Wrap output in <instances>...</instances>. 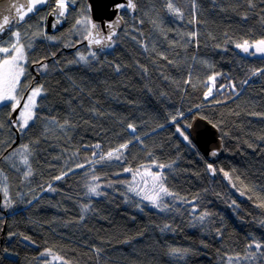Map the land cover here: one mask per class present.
I'll return each mask as SVG.
<instances>
[{"label": "trees", "instance_id": "obj_1", "mask_svg": "<svg viewBox=\"0 0 264 264\" xmlns=\"http://www.w3.org/2000/svg\"><path fill=\"white\" fill-rule=\"evenodd\" d=\"M135 5L104 50L74 34L29 38L21 83L44 94L16 146L10 113L0 125V264H53L49 254L66 264H264V57L236 47L264 39V0ZM210 76L217 97L207 99ZM195 115L218 126L225 153L215 166L233 188L191 140ZM146 168L163 178L166 216L130 193Z\"/></svg>", "mask_w": 264, "mask_h": 264}, {"label": "rangeland", "instance_id": "obj_2", "mask_svg": "<svg viewBox=\"0 0 264 264\" xmlns=\"http://www.w3.org/2000/svg\"><path fill=\"white\" fill-rule=\"evenodd\" d=\"M55 1L58 2V0H44V2L41 4L32 5V0H30V4H31L30 6L33 7V11L29 13V12H27V10H25L23 13H25L24 18L27 17V20L29 21L28 25L31 26V28L23 27L21 30H15L12 33V35H10L7 39H5L4 41H2L0 43V48H8V50H9L8 52H0V90H4L7 92V90L11 89L10 72L12 70L18 71L19 68H23V73H24V68L26 67L25 62L27 64V61H28L27 52L29 50L26 48V46H27V44L29 46L32 45L31 40L29 39V38H31V36H33V38L41 37V39H44L43 42H49V41L54 42V40H56V39L57 40H63L64 38H67L69 35H73V34H74V36L77 35V36L83 38L88 33L89 20H90L88 11H82L81 13H78L75 10V6H76L75 0H64V2L66 4V8L64 9V15H65V17H68V15L70 17V15L72 13H76V17H75L76 19H75L74 23L70 26H68V24H66L65 26L66 27L68 26V27L67 28L64 27L65 28V29H63L64 34H62V35L56 36L55 33H47L46 32V27H47L46 26V19H47V15L49 13L48 7L51 5V3L55 2ZM41 8L45 9V11L42 15L39 12V9H41ZM35 16H37L38 18L37 19L33 18ZM57 16H58V18H60L59 15H57ZM40 18H41V20L39 22ZM77 21H83V22L80 24H77ZM17 32L19 33L18 40H17V37L15 36V33H17ZM47 34L50 36H53V37L51 39L44 37ZM13 45H15L17 47L23 46V57L24 58L22 60L17 61L16 65H4L5 60L11 61L12 57L17 55V53L14 51ZM260 55L264 57V55H262V54H260ZM17 65H18V67H17ZM22 77H23V74H21L19 76V79L17 80L16 85H15V88L11 89V96H14L15 98H17L19 100H20V98H21V100L24 98L25 99L24 105H25V103L28 100V96L31 94L32 89H34L36 87H41L42 85L36 84L32 89H30L27 92L26 88H28V86L26 84H24L25 81H24V83H21ZM215 80H216V77H215ZM215 80L214 81L208 80L205 83L206 85H208V88L209 87L212 88V95L209 97H206L207 99L212 98V97H217L216 96L217 93H215V90H216ZM19 84L22 87V91L25 93L22 97L21 96L16 97V95H15V93H16L15 89ZM20 86H18V87H20ZM43 91H44V89H43ZM43 91H42L41 95H39L36 98V103H37L38 99L44 94ZM217 100H221V99L217 98ZM4 102L7 104V106H11L13 104H16L15 100H12V99H6ZM4 102H0V103H4ZM24 105H23V108L21 111L25 112V118H26L28 115V112H27V110H25ZM201 106H203V105H201ZM204 106H207V104ZM35 108H36V106H35ZM35 108L32 109V113H33L34 117H35ZM193 111L194 110H192L191 112H193ZM20 114H21V112L19 113V123H18L19 128L18 129H19V132H21L20 141H22V139H21L22 135L25 133V131H27V128L33 119L29 120L27 126L22 129L20 127V125L23 123V120H22ZM129 130L131 132H134L132 129H129ZM24 144H26L25 141L23 142L22 146ZM22 150H20V151L17 150L16 153L18 154V153L22 152ZM99 159H101V158H99ZM150 166L156 167L157 164L153 163ZM139 173L143 174V175H139V176H141V178H138L135 175L136 177L133 181V184H134L133 187L134 188L130 187V193H134L135 191L138 192L137 196H138L139 202H137V204L155 208L157 210V212L161 215H164V214H165L164 216L168 215V210L171 212L172 207H171V209H169L170 206H169L168 202L166 201L165 195L163 194V192L160 191V187L156 183L157 181L154 180L153 177L151 178V177H147L144 175V174H148V175L151 174V175L155 176V172L152 170L150 171L148 168H146L143 172L139 171ZM162 194H163V196H162ZM146 197H157L156 204H153V202L149 199H146ZM157 205H159V206H157ZM170 205H172V204H170ZM172 249L173 248L170 247V250H172ZM178 254H179V251L175 252V253H173L171 251V253H170V255L175 256V258L177 257L179 259H183L182 257L178 256ZM49 255H50V258L47 260L48 262L51 261V263H53V264H66V262L63 259L59 258V256H57V255L54 256L51 254H49Z\"/></svg>", "mask_w": 264, "mask_h": 264}, {"label": "water", "instance_id": "obj_3", "mask_svg": "<svg viewBox=\"0 0 264 264\" xmlns=\"http://www.w3.org/2000/svg\"><path fill=\"white\" fill-rule=\"evenodd\" d=\"M124 3H126V0H86V7L90 16L89 28L92 23L98 26V29L92 30L93 37L96 36L97 31L106 37L111 31V29L108 28L109 24L113 25L116 35L122 31L125 25V18L123 15L124 9L117 10L115 5ZM133 3L135 5V0H133ZM20 5H24V7L20 9L21 12H24L27 10V7L31 5L30 0H0V25H4L5 17L9 20V24L4 25L5 30L0 31V42L6 39L20 23L21 20L19 19V15L17 13V8H19ZM127 10L136 13V5L135 8ZM57 15H59L58 2H56L54 8L47 15L46 29L48 33H57L65 27L66 21L63 17L57 18ZM115 36H113V40ZM113 40L110 42L111 44L113 43ZM81 43L86 47L97 51L108 48V46L103 44H93L90 46L88 43V33L83 37ZM24 100L25 99L23 98L19 104L16 105L15 109L13 107L11 108L8 118L13 130L16 133V140L12 146L17 145L20 141L18 115ZM188 132L193 142L205 156L209 165H211V168L208 166L211 176L216 177L219 175L233 188L234 185L232 183V178L228 174L225 175L226 171L222 169L216 170L215 167L225 153L223 139L218 126L204 116L195 115L190 121ZM213 152H215L216 155H212ZM1 200L2 194L0 192V201Z\"/></svg>", "mask_w": 264, "mask_h": 264}, {"label": "snow or ice", "instance_id": "obj_4", "mask_svg": "<svg viewBox=\"0 0 264 264\" xmlns=\"http://www.w3.org/2000/svg\"><path fill=\"white\" fill-rule=\"evenodd\" d=\"M43 2H44V0H32V5L41 4ZM249 2H251V0H249ZM23 7H24V5H20L19 8H17V13H18L19 19L21 21L24 20V15H25V13L20 11V9L23 8ZM58 7H59V15L63 16L64 15V9L66 8V4H65L64 0H58ZM115 8L117 10L133 9V8H135V5L133 3V0H126V3L117 4V5H115ZM168 8H169V10H171L173 12H179V9L174 8L171 3L168 4ZM32 11H33V7L32 6H28L27 7V12L30 13ZM82 22L83 21H77V24H80ZM8 24H9V20H8L7 17H5L4 18V25H8ZM4 25H0V31H4L5 30L4 29ZM108 28L111 29V31L109 32V34L106 37L101 35V33L99 31H97L96 32V36L93 37L92 30L93 29H98V26L96 24L92 23L91 27L88 30V43H89V45L91 46L93 44H95V45H102L103 44L105 46L111 47V43L110 42L113 40V36H115L116 33H115L114 28H113V25L109 24ZM15 36L17 37V40H18L19 33L18 32L15 33ZM236 47L239 48V49H242V51L244 53H249L250 49L254 48L255 51L252 53L253 55H255L257 53L264 55V39L258 40L252 45H250L248 43V41H245L243 44H237ZM13 48H14V51L17 53V55L13 56L11 61L5 60L4 61V65H16L17 61L22 60L24 58L23 57V46L17 47L15 45H13ZM8 51H9L8 48H0V52H8ZM91 55H92L93 59L96 58V53L95 52H92ZM87 59L88 58L85 55L79 54V60L80 61L87 62ZM17 67H18V65H17ZM40 67L42 69H45L47 67V65L46 64H40ZM260 71H264V70H257V72H260ZM21 74H23V68H19L18 71L12 70L10 72V75H11V89L15 88L16 82L19 79V76ZM253 74H257V73H253ZM217 75H219V74H217ZM209 80L214 81L215 77L214 76H210ZM11 89L7 90V92L4 91V90H0V102H4L6 99L15 100V97L11 96ZM42 91H43L42 86L41 87H36V88L32 89L31 94L28 96V100H27V102L24 105V108H25V110H27L28 115L25 118V112L24 111H21V114H20L21 118L23 120V123L20 125V127L22 129L27 126L29 120H32L34 118L33 113H32V109L35 108V106H36V98L39 95H41ZM204 95H205V97L211 96L212 95V88L209 87L208 90L204 93ZM17 104H19V101H16V104H13V108L14 109H15ZM172 119L175 120L176 117H173ZM128 128L132 129L133 131L135 130L134 129V125H132V124H129ZM177 131L180 132V134L182 136H184L185 140L189 139V137L187 135H184V133L180 129H177ZM126 146L127 145H121L122 148L126 147ZM23 147L25 149H27V145H24ZM97 147H99V145H97ZM109 155L111 156L112 153H109ZM212 155H216V153L213 152ZM24 162L27 163V156L24 157ZM160 167H163V165H160ZM209 167L211 168V165H209ZM26 175H31V172L29 171L28 173H26ZM225 175H227V173H225ZM56 179H61V177L58 176V177H56ZM94 179H95V177H94ZM154 180L161 181V183H160V191L164 192V193H167V189L163 187V183H162L163 178H162V176L156 175V176H154ZM97 187L98 186L90 187L89 191L91 193H95V194L99 195V193L97 192ZM5 197H7V191L6 190H5ZM146 199H149V200H151L153 202V204H156L157 197H146ZM157 206H159V205H157ZM85 207H87V206H85ZM204 215H207V214L206 213L202 214L201 219H203ZM25 239H28V238L25 237ZM249 247H252V246L250 245ZM254 247L257 250H259V249H261L262 245L257 243V244L254 245ZM171 251L173 253H175V252H178L180 250L179 249H172Z\"/></svg>", "mask_w": 264, "mask_h": 264}, {"label": "flooded vegetation", "instance_id": "obj_5", "mask_svg": "<svg viewBox=\"0 0 264 264\" xmlns=\"http://www.w3.org/2000/svg\"><path fill=\"white\" fill-rule=\"evenodd\" d=\"M54 4H56V1L55 2H53V4H51V6L49 7V10H51L53 7H54ZM53 5V6H52ZM37 10V9H36ZM35 10V11H36ZM34 11V12H35ZM44 11H45V9L44 8H41V9H39V12L41 13V15L44 13ZM60 18H64V20H66V22H68V17H65V15H63V16H59ZM57 18H58V16H57ZM59 32V31H58ZM23 78H25V75L23 74V77H22V79ZM22 79H21V81H22ZM18 86H20V84L18 85ZM16 87V89H15V95H16V97H19V96H23L25 93L22 91V87L20 86V87ZM30 89H32V87L30 88V87H28V88H26V91L28 92ZM16 101H21V98H20V100L19 99H17V98H15V102ZM23 105H24V103H23ZM23 105H22V107H21V109H20V112H21V110H22V108H23ZM13 107V105H11V106H9V111H7V104L4 102V103H0V124H1V122H3L4 120H5V116H6V113L8 112V114L10 113V111H11V108ZM19 112V113H20ZM8 118V117H7Z\"/></svg>", "mask_w": 264, "mask_h": 264}, {"label": "clouds", "instance_id": "obj_6", "mask_svg": "<svg viewBox=\"0 0 264 264\" xmlns=\"http://www.w3.org/2000/svg\"><path fill=\"white\" fill-rule=\"evenodd\" d=\"M65 21H66V20H65ZM21 22H22V21H20V23H21ZM20 23H19V24H20ZM19 24H18V26H19ZM18 26L13 30V32H14L15 30H17ZM13 32H12V33H13ZM12 33H11L10 35H12ZM10 35H9V36H10ZM9 36H8V37H9ZM8 37H7V38H8ZM7 38H6V39H7ZM4 40H5V39H4ZM4 40H3V41H4ZM1 42H2V41H1ZM1 42H0V43H1ZM25 64H26V62H25ZM37 76L39 77V75H37ZM35 85H36V84H35ZM35 85H34V82L32 81V82H30L27 86L30 87V88H31V87L33 88ZM9 115H10V114H9ZM193 117H194V116H193ZM193 117H192V118H193ZM8 118H9V117H8ZM192 118H191V119H192ZM8 121H9V120H8ZM9 123H10V121H9ZM18 123H19V115H18ZM10 124H11V123H10ZM0 125H1V124H0ZM11 126H12V125H11ZM18 128H19V126H18ZM12 129H13V128H12ZM14 132H15V131H14ZM134 132H135V130H134ZM20 137H21V132H20ZM15 140H16V133H15ZM14 142H15V141H13V143H14ZM19 142H20V141H19ZM13 143L11 144L10 148H11V147H14V146H12ZM15 146H16V145H15ZM198 149H199V148H198ZM201 153H202V152H201ZM202 154H203V153H202ZM203 156H204V155H203ZM204 157H205V156H204ZM205 159H206V158H205ZM206 161H207V160H206ZM207 162H208V161H207ZM218 176H219V175H218Z\"/></svg>", "mask_w": 264, "mask_h": 264}, {"label": "bare ground", "instance_id": "obj_7", "mask_svg": "<svg viewBox=\"0 0 264 264\" xmlns=\"http://www.w3.org/2000/svg\"><path fill=\"white\" fill-rule=\"evenodd\" d=\"M55 5H56V4H54V6H55ZM50 6H51V5H50ZM50 6H49V7H50ZM52 6H53V5H52ZM49 7H48V8H49ZM53 8H54V7H53ZM53 8H52V9H53ZM52 9H51V10H52ZM51 10H49V12H50ZM48 14H49V13H48ZM46 32H47V29H46ZM47 33H48V32H47Z\"/></svg>", "mask_w": 264, "mask_h": 264}]
</instances>
